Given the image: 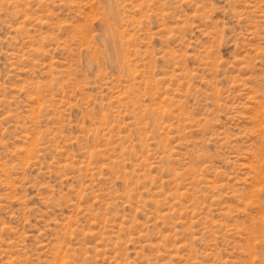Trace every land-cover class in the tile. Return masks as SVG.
Masks as SVG:
<instances>
[{
  "label": "rangeland",
  "instance_id": "rangeland-1",
  "mask_svg": "<svg viewBox=\"0 0 264 264\" xmlns=\"http://www.w3.org/2000/svg\"><path fill=\"white\" fill-rule=\"evenodd\" d=\"M0 264H264V0H0Z\"/></svg>",
  "mask_w": 264,
  "mask_h": 264
}]
</instances>
